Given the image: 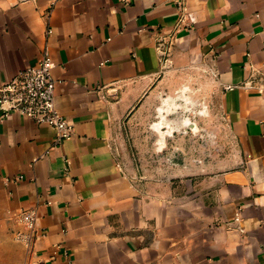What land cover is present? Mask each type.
Returning <instances> with one entry per match:
<instances>
[{"label": "crops", "instance_id": "obj_1", "mask_svg": "<svg viewBox=\"0 0 264 264\" xmlns=\"http://www.w3.org/2000/svg\"><path fill=\"white\" fill-rule=\"evenodd\" d=\"M161 41L211 59L228 164L163 142L137 175L125 158L119 129L156 91ZM46 44L74 133L55 146L51 126L0 113V264H264V0H0V84Z\"/></svg>", "mask_w": 264, "mask_h": 264}, {"label": "rangeland", "instance_id": "obj_2", "mask_svg": "<svg viewBox=\"0 0 264 264\" xmlns=\"http://www.w3.org/2000/svg\"><path fill=\"white\" fill-rule=\"evenodd\" d=\"M165 46L156 91L119 129L125 158L137 175L145 149L147 163L154 164L161 158L155 149L163 142L165 148L179 144L196 157L210 153L212 169L228 164L238 147L211 59L198 50L175 52L170 42Z\"/></svg>", "mask_w": 264, "mask_h": 264}, {"label": "built area", "instance_id": "obj_3", "mask_svg": "<svg viewBox=\"0 0 264 264\" xmlns=\"http://www.w3.org/2000/svg\"><path fill=\"white\" fill-rule=\"evenodd\" d=\"M57 1L52 0V4ZM177 3L180 7H184V0H177ZM51 31L52 29L48 27L47 34H50ZM159 48L164 56V41L160 42ZM52 69L53 57L46 44L36 64L24 67L11 79L0 84V113L1 115L16 113L30 117L40 124L51 126L54 130V145L59 146L74 133L75 125L57 108V80ZM241 218L238 213L234 222L239 223ZM21 219L27 226L28 232L20 238L30 246L37 237L38 210L35 207L23 209ZM238 228L243 230L241 226Z\"/></svg>", "mask_w": 264, "mask_h": 264}]
</instances>
